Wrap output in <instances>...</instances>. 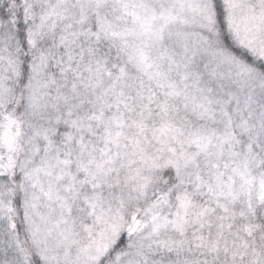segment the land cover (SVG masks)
Masks as SVG:
<instances>
[{
	"label": "snow or ice",
	"instance_id": "1",
	"mask_svg": "<svg viewBox=\"0 0 264 264\" xmlns=\"http://www.w3.org/2000/svg\"><path fill=\"white\" fill-rule=\"evenodd\" d=\"M0 264H264V0H0Z\"/></svg>",
	"mask_w": 264,
	"mask_h": 264
}]
</instances>
